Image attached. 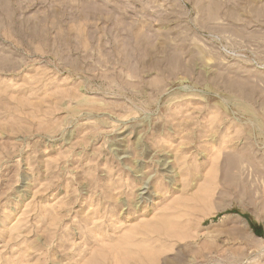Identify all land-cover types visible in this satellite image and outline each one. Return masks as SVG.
Returning <instances> with one entry per match:
<instances>
[{
    "label": "rangeland",
    "instance_id": "rangeland-1",
    "mask_svg": "<svg viewBox=\"0 0 264 264\" xmlns=\"http://www.w3.org/2000/svg\"><path fill=\"white\" fill-rule=\"evenodd\" d=\"M0 264H264V0H0Z\"/></svg>",
    "mask_w": 264,
    "mask_h": 264
}]
</instances>
